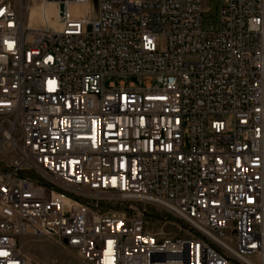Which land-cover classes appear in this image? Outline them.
Returning a JSON list of instances; mask_svg holds the SVG:
<instances>
[{
  "label": "built area",
  "instance_id": "obj_1",
  "mask_svg": "<svg viewBox=\"0 0 264 264\" xmlns=\"http://www.w3.org/2000/svg\"><path fill=\"white\" fill-rule=\"evenodd\" d=\"M216 1L0 0V264H264V0Z\"/></svg>",
  "mask_w": 264,
  "mask_h": 264
},
{
  "label": "rangeland",
  "instance_id": "obj_2",
  "mask_svg": "<svg viewBox=\"0 0 264 264\" xmlns=\"http://www.w3.org/2000/svg\"><path fill=\"white\" fill-rule=\"evenodd\" d=\"M48 6V14L47 18L50 22L55 24V18L57 13L56 6ZM209 7L211 9V13L206 15V21H214L216 28L219 27V6L216 0H209ZM44 19L43 11L41 9H34L33 11V20L37 23ZM206 26H209L207 23ZM121 80V79H120ZM136 81L137 79H131ZM154 212V210H153ZM157 214L160 216L168 217L166 227L171 228L175 227V225H179V223L172 217L168 216L165 213H160L157 211ZM25 250L28 254L33 257L39 259L44 264H91L87 261H84L78 253L65 246L62 242L57 239L41 237L35 240L26 241L24 243Z\"/></svg>",
  "mask_w": 264,
  "mask_h": 264
},
{
  "label": "bare ground",
  "instance_id": "obj_3",
  "mask_svg": "<svg viewBox=\"0 0 264 264\" xmlns=\"http://www.w3.org/2000/svg\"><path fill=\"white\" fill-rule=\"evenodd\" d=\"M52 5L51 6H56L55 4L51 3Z\"/></svg>",
  "mask_w": 264,
  "mask_h": 264
}]
</instances>
